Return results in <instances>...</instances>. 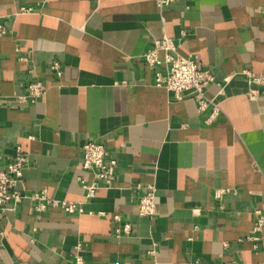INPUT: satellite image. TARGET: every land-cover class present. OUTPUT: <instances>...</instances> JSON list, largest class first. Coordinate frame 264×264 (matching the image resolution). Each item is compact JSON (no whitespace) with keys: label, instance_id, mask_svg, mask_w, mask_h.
I'll return each instance as SVG.
<instances>
[{"label":"crops","instance_id":"1","mask_svg":"<svg viewBox=\"0 0 264 264\" xmlns=\"http://www.w3.org/2000/svg\"><path fill=\"white\" fill-rule=\"evenodd\" d=\"M0 27V167L19 144L25 191L83 208L23 199L0 220V264H74L78 244L84 264H264V240L247 239L264 208V84L246 74H264V0H0ZM163 35L214 74L209 122L192 95L154 84L143 54ZM34 79L44 95L13 105ZM88 139L117 165L113 186L85 201ZM146 184L151 218L138 214Z\"/></svg>","mask_w":264,"mask_h":264},{"label":"built area","instance_id":"2","mask_svg":"<svg viewBox=\"0 0 264 264\" xmlns=\"http://www.w3.org/2000/svg\"><path fill=\"white\" fill-rule=\"evenodd\" d=\"M176 0H156L159 8L167 7ZM31 7L21 6L19 11H29ZM7 30L0 27V35ZM143 60L154 71V84L162 86L173 94L175 98H181L187 94L193 96L199 113L211 109L206 121L212 120L218 113V103L214 97L207 94L208 86L214 81V74L210 69L203 67L197 55H181L178 53L175 42L168 35L154 40L153 45L143 54ZM48 68L56 76H61L63 67L59 61L53 59ZM249 81L264 84V74L246 71ZM46 91L45 83L40 79L28 81L24 90L17 93L13 99V105H28L40 99ZM249 96L253 97L255 90H249ZM28 157L21 145L16 144L15 150L3 167H0V220L16 210V206L23 199L33 202L36 209H45L47 206L60 207L66 213L82 212L83 208L74 201L53 199L47 195L45 189L27 193L23 187V171L28 164ZM81 165L90 170L93 180L90 183H82L84 200L93 197L99 187H111L116 177V160L108 153L107 147L101 143L88 139L82 145ZM227 188L217 189L215 199H221L227 192ZM138 214L144 217H153L156 214L155 187L152 184L145 185V191L139 196ZM254 222L252 234L247 239L252 241L253 247L264 240V208H256L252 211ZM128 225L124 229L127 230ZM153 253V250L149 251ZM74 264H84L81 254V245H76L74 251Z\"/></svg>","mask_w":264,"mask_h":264}]
</instances>
